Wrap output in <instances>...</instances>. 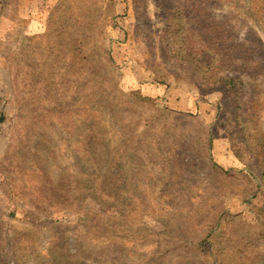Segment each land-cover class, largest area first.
I'll return each mask as SVG.
<instances>
[{
  "label": "rangeland",
  "instance_id": "rangeland-1",
  "mask_svg": "<svg viewBox=\"0 0 264 264\" xmlns=\"http://www.w3.org/2000/svg\"><path fill=\"white\" fill-rule=\"evenodd\" d=\"M0 264H264V0H0Z\"/></svg>",
  "mask_w": 264,
  "mask_h": 264
},
{
  "label": "trees",
  "instance_id": "trees-1",
  "mask_svg": "<svg viewBox=\"0 0 264 264\" xmlns=\"http://www.w3.org/2000/svg\"><path fill=\"white\" fill-rule=\"evenodd\" d=\"M224 85L230 88V90L236 89V81L234 80L225 81Z\"/></svg>",
  "mask_w": 264,
  "mask_h": 264
}]
</instances>
